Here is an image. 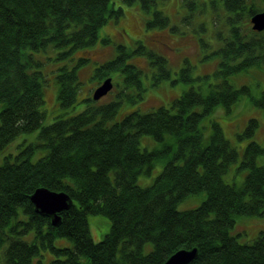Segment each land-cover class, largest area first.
<instances>
[{"label": "trees", "instance_id": "1", "mask_svg": "<svg viewBox=\"0 0 264 264\" xmlns=\"http://www.w3.org/2000/svg\"><path fill=\"white\" fill-rule=\"evenodd\" d=\"M139 1L148 11L163 0ZM183 2L190 9L196 6L195 0ZM223 4L232 16L258 11L252 0ZM121 14L113 0H0V264H31L43 250L51 252V264H162L174 251L193 247L197 253L187 264H264V230L249 242L231 231L241 215L264 216V165L257 164L264 145L248 142L237 165L246 171L242 182H227L224 175L237 161L238 150L218 122L211 120L210 128L209 121L202 124L216 107L229 111L243 94L250 95L247 85L235 87L227 77L264 63L262 34L245 39L230 32L216 51L221 55L214 73L219 79L206 93L191 87L169 106L134 110L120 121H113L120 94L105 103L89 96L83 110L43 124L45 78L38 54L53 47L64 59L78 49L88 50L108 18ZM168 21L155 8L147 25L162 27ZM108 40L102 38L103 43ZM145 48L138 52L151 58L157 84L170 71L163 57ZM117 49L113 59L95 67L94 77L120 73L124 87L135 91L127 97L134 102L144 91L142 71L127 58L137 50L121 44ZM84 56L75 66L58 69L57 97L63 107L76 101L77 67L87 60ZM178 79H194L188 66L180 69ZM250 99L264 113V90ZM257 126V119L249 118L239 136H252ZM35 129L34 144L46 151L36 161L30 160L34 145L16 153L4 150L17 135ZM145 134L158 147L142 149ZM156 162L162 169L150 184L140 185L139 175L151 174ZM38 186L65 191L72 200L59 212L56 225L30 200ZM199 194L196 206L178 208L179 202ZM94 222L99 228L93 235ZM62 238L68 244L56 245Z\"/></svg>", "mask_w": 264, "mask_h": 264}, {"label": "rangeland", "instance_id": "2", "mask_svg": "<svg viewBox=\"0 0 264 264\" xmlns=\"http://www.w3.org/2000/svg\"><path fill=\"white\" fill-rule=\"evenodd\" d=\"M195 1L196 6L192 9L183 0L158 1L152 10L146 11L140 6L139 0H135L131 4L124 3L121 0H113V6H120L122 14L118 17L110 16L108 18L107 22L99 28L98 37L88 47V50L78 49L70 57L64 59L56 56L57 52L53 47H50L47 52L38 54V57L43 60L41 70L45 78L42 106L45 112L43 124L52 122L58 116H70L86 107V98L91 96L93 88L101 81V79L93 77L95 67L97 68L99 64L113 59L118 53L117 45L119 44L128 50H137L127 58V62L134 64L142 71L141 82L144 91L140 99L134 102L129 101L127 97L135 94L134 89L124 87L121 74L113 72L111 74L113 79L112 89L98 100V103H105L116 99L120 94L122 100L113 121H120L125 114L134 110L146 112L158 106H169L174 98L191 87L206 93L209 84L215 83L219 79L214 73L219 67L221 55L216 51L229 40L230 32L235 33L237 36H243L245 39H250L261 34L264 37V29L260 34L251 30L247 14L242 13L238 16H232V13L226 10L223 0ZM252 3L256 9H264V0H252ZM155 8L167 15L169 18L167 25L162 27L147 25V21L152 18L153 9ZM232 20H236L234 22V26H238L236 31L231 27ZM104 37L109 38L108 42L103 43L102 38ZM141 46L154 51L166 60L167 68L170 71L168 78L161 79L157 84L154 83V77L156 76V79L159 76L153 74L155 68L149 63L151 58L148 54L138 52ZM35 55L37 56V54ZM82 55L88 56H84L87 60L77 67L78 90L76 101L71 106L63 107L57 97L56 74L61 66L69 68L75 66L78 58ZM185 66L190 68V74L194 78L191 81L178 79L180 69ZM227 79L235 87L243 84L247 85L250 88V95L257 96L261 90H264V63L261 62L260 65L251 66L247 70L232 73L228 75ZM250 95L243 94L229 111L222 106L216 107L203 119V125L211 120L218 122L225 137L238 150L239 157L237 161L231 164L224 175V180L227 182L237 184L242 182L246 171L243 169L237 170V165L246 144L251 140H255L264 145V113L259 106L253 103ZM251 117L256 118L258 121V126L255 128L253 135L239 136ZM210 126L211 122L209 128ZM37 133L38 129L20 133L7 144L4 150L16 153L28 144L34 145L35 148L30 155V160L36 161L46 152L43 147L34 144L38 140ZM140 147L142 149H153L158 147V142L151 135L145 134L140 137ZM1 154L0 152V163L2 161ZM257 164L264 165L263 154L257 157ZM161 169L162 166L157 164L151 174L141 173L138 177V183L142 186L150 184ZM201 198L202 194L190 196L179 202L178 208L194 207ZM94 225L95 222L91 223L93 235L94 230L99 228H94ZM104 226L107 225L104 224ZM262 229L264 230V216L241 215L237 218L231 231L240 233L238 236L239 241L249 242ZM94 237V240H97V236ZM55 244L63 246L68 242L62 238L57 239ZM51 258V252L43 250L40 256L33 258L31 264H51Z\"/></svg>", "mask_w": 264, "mask_h": 264}, {"label": "water", "instance_id": "3", "mask_svg": "<svg viewBox=\"0 0 264 264\" xmlns=\"http://www.w3.org/2000/svg\"><path fill=\"white\" fill-rule=\"evenodd\" d=\"M252 28L262 30L264 28V10L251 16ZM111 78L108 77L95 88L93 98L98 99L111 88ZM30 199L35 206V210L50 217L51 223L56 225L60 222L59 212L67 209L72 203L71 198L64 191H56L44 186H38L30 195ZM197 253V248H180L170 254L162 264H187Z\"/></svg>", "mask_w": 264, "mask_h": 264}]
</instances>
